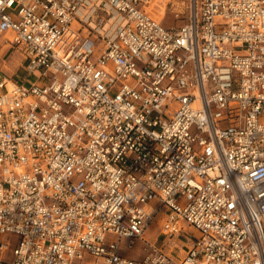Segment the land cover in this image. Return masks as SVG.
Instances as JSON below:
<instances>
[{
  "label": "built area",
  "instance_id": "built-area-1",
  "mask_svg": "<svg viewBox=\"0 0 264 264\" xmlns=\"http://www.w3.org/2000/svg\"><path fill=\"white\" fill-rule=\"evenodd\" d=\"M156 1L0 0V264H264V0Z\"/></svg>",
  "mask_w": 264,
  "mask_h": 264
},
{
  "label": "rangeland",
  "instance_id": "rangeland-1",
  "mask_svg": "<svg viewBox=\"0 0 264 264\" xmlns=\"http://www.w3.org/2000/svg\"><path fill=\"white\" fill-rule=\"evenodd\" d=\"M188 1L189 0H168L167 2L166 0L156 1L155 5L159 9H157V11L154 12V16L168 27H179L185 22L189 14ZM163 7H164V10L161 9ZM172 12H180L183 15L177 19L172 14ZM6 69H8L9 71L7 70L4 71V75L9 77L11 68L7 67ZM24 77L25 75L23 71H21L18 74V79L22 80L24 79ZM145 238L149 240L152 244L153 243L155 244L156 241L159 239V229L154 228L153 231H151V233L146 234ZM3 239L4 237L0 236V240H3ZM188 239H189L188 236H185L182 239H180V241L178 242L180 244V247H184L185 244H188ZM141 247H142L141 250H140V247L137 246L133 251H127L126 255L134 259L141 258L146 253L145 250L143 249L144 247L143 244L141 245ZM158 247L163 248V244H159Z\"/></svg>",
  "mask_w": 264,
  "mask_h": 264
},
{
  "label": "crops",
  "instance_id": "crops-1",
  "mask_svg": "<svg viewBox=\"0 0 264 264\" xmlns=\"http://www.w3.org/2000/svg\"><path fill=\"white\" fill-rule=\"evenodd\" d=\"M5 54V59H6V68L10 67L11 68V72H10V76L9 77H15V79H18V74L23 71V59L22 57L17 53V52H13L11 50L9 51H4L2 52ZM7 71H9L8 69H6Z\"/></svg>",
  "mask_w": 264,
  "mask_h": 264
},
{
  "label": "bare ground",
  "instance_id": "bare-ground-1",
  "mask_svg": "<svg viewBox=\"0 0 264 264\" xmlns=\"http://www.w3.org/2000/svg\"><path fill=\"white\" fill-rule=\"evenodd\" d=\"M159 1V0H158ZM168 0H166V2H167ZM162 10H164V7L163 8H161Z\"/></svg>",
  "mask_w": 264,
  "mask_h": 264
}]
</instances>
